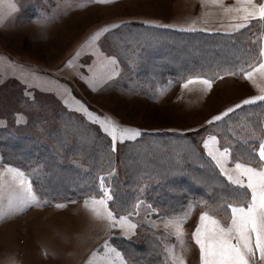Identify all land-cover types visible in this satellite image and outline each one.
<instances>
[{
    "label": "rangeland",
    "instance_id": "1",
    "mask_svg": "<svg viewBox=\"0 0 264 264\" xmlns=\"http://www.w3.org/2000/svg\"><path fill=\"white\" fill-rule=\"evenodd\" d=\"M129 1L3 0L0 8V15L4 17L0 23V129L28 135L45 146H53L51 141L58 132L66 131L78 120H83L111 145V137L101 130L100 125L87 118L88 113L81 110L82 105L87 106L94 116L109 117L121 127L139 129L142 135L135 140L117 142L114 159L106 166L104 185L110 187L113 197L112 179L127 180L122 152L128 144L145 134L193 136L205 155L203 141L213 135L217 137L221 150L225 147L230 150L229 168L237 160L246 163L236 156L232 139L223 138L215 128L218 121L214 124L206 121L243 99L264 94L261 91L264 89V76L257 74L255 82L245 79L240 72L236 75L222 74L218 79L217 76H200L212 80L210 88L199 81L185 87V81L192 77L180 81L170 79L160 87L144 83L138 76V62L133 60L132 67L125 68L111 39L121 26L134 23L120 22V19L137 14L136 7ZM10 2L15 3V10L8 8ZM114 24L121 26L91 41L96 31ZM134 38L130 36L131 40ZM262 38L264 30L257 32L253 39L257 50L255 59L259 58ZM199 56L201 53H191L192 59ZM108 57H115L117 64L114 68ZM162 65L160 63L156 67ZM196 76L199 75L193 77ZM228 124L231 136L242 142H256L255 148H258L257 137L264 133L256 131L247 122ZM87 139L81 136L79 143H86ZM157 148L161 149L159 142L153 141L138 155L143 163L148 159L147 165L144 163L146 167L151 164V154ZM169 149H177L176 143H171ZM184 149L189 148L184 146ZM63 161L85 165L83 161L72 158ZM176 161L179 163V158ZM159 162L161 166L172 164L170 157L159 159ZM6 165L9 164L0 161V169ZM152 185L153 182L147 180L135 187L136 201L142 203L138 214L129 217L137 227L127 235L122 229L106 231V221L96 218L85 207L86 198H99L100 195L47 203L32 187L40 204L17 209L0 220V264H85L93 252H104L102 245L105 240L123 254L127 264H133L114 244L113 237L139 243L146 237L142 232L144 227L153 230L161 241L162 264H172L165 252L169 246H174L175 252L183 255L186 264H200L199 248L192 233L201 212L208 211L221 224L230 220H223L215 206L195 204L183 222L181 243L171 228L164 227L165 218L171 216L147 199ZM111 203L109 201L108 206L114 212ZM6 208L7 200L0 202V209ZM130 212H133V207L124 214L114 213L119 216ZM97 264L101 262L98 260Z\"/></svg>",
    "mask_w": 264,
    "mask_h": 264
},
{
    "label": "trees",
    "instance_id": "2",
    "mask_svg": "<svg viewBox=\"0 0 264 264\" xmlns=\"http://www.w3.org/2000/svg\"><path fill=\"white\" fill-rule=\"evenodd\" d=\"M263 30L264 24L256 22L245 29L231 32L204 29L182 31L133 23L121 26L111 35V39L125 68L130 69L132 61L136 60L139 78L150 86L160 87L170 79L180 81L194 75L213 78L225 74V71L239 72L238 69L245 68L248 62L255 59L257 50L253 39L257 32ZM130 36L135 38L131 40ZM192 52L201 53V56L192 59ZM160 63L162 67H156ZM229 122L231 125L247 122L261 132L264 128V102L242 105L218 121L215 127L223 138L232 139L236 156L248 163V154L255 148L256 142L235 139L228 130ZM81 136L89 140L80 144ZM53 141V146H45L31 136L0 129V161L23 171L30 178L38 197L47 203L101 195L99 178L105 174L107 164L114 159L109 141L83 120H78L66 131L58 132ZM153 141L159 142L161 149L157 148L151 154V164L155 165L146 167L144 163L148 159L143 163L138 155L148 149ZM173 142L177 149L170 150ZM127 146L121 155L127 180L123 182L113 178L110 182L115 190L111 203L114 212L124 214L131 210L136 202L135 187L150 180L153 185L147 199L169 216L178 217L190 204L206 201L207 205L218 209L223 220H229L228 214L217 204L232 202L234 186L219 174L193 136L149 133ZM184 146L189 149L185 150ZM167 157H170L172 164L161 166L159 159ZM71 158L83 161L85 165L63 161ZM176 158H179V163ZM142 232L146 234L142 242L115 236L114 244L133 264H162L163 247L158 236L149 228L144 227Z\"/></svg>",
    "mask_w": 264,
    "mask_h": 264
},
{
    "label": "snow or ice",
    "instance_id": "3",
    "mask_svg": "<svg viewBox=\"0 0 264 264\" xmlns=\"http://www.w3.org/2000/svg\"><path fill=\"white\" fill-rule=\"evenodd\" d=\"M99 3H108L111 0H97ZM213 3L223 6V0H212ZM8 8L15 10V3H9ZM3 7V0H0V8ZM226 13H235L229 18L235 23L230 25L234 31L245 29L253 22L264 24V2L259 4L255 0H237L233 6H223ZM4 17L0 15V23H3ZM120 24L106 26L94 33L91 41L98 40L105 33L110 32L113 28H119ZM169 27V25H157ZM181 30L195 31V28ZM208 31V29H204ZM113 65L117 64L115 57L107 58ZM238 71L249 81L255 82L254 77L259 74L264 76V38L261 39L259 58L251 60L245 68ZM227 75H236V72H227ZM220 78L219 76L216 77ZM201 82L207 87H211L212 80L196 76L185 81V87L188 84ZM264 92V89H261ZM257 101L264 102V94L256 95L243 99L240 103L227 107L224 111L213 115L207 120V124H214L222 121L229 113L240 109L242 105H253ZM81 110L88 113L87 118L94 124L100 125L101 130L111 137V149L116 150L117 142L122 143L124 140H135L142 135L137 128L121 127L109 117L94 116L87 106L82 105ZM264 133V128L261 129ZM258 148H253L248 154L250 162L242 163L235 161L232 168L228 167L231 160L230 150L225 147L223 150L218 146L219 141L216 136L209 135L203 141V148L210 157L211 161L218 169L219 174L225 178L226 182L233 187L232 202L223 201L217 204V207L224 210L230 222L221 224L215 216L210 215L208 211H202L199 217V223L192 233V238L199 248L200 264H264V135L257 137ZM258 156V159L256 158ZM255 164V166H253ZM113 171H115L113 169ZM106 177L101 176L100 195L85 199V207L93 215L106 221L105 230L111 232L112 229H122L124 234L134 232L137 225L129 217L138 214L141 201L137 200L133 205V212L128 215H117L108 206L109 201H114L110 187L104 185ZM7 200V208L0 209V220L6 215L14 213L17 209L22 210L24 207L38 206L39 199L35 192L32 191L31 180L28 179L24 172L19 168L6 165L0 169V202ZM223 200V198H222ZM201 206L207 207L206 201H200ZM63 207V205H57ZM195 204H190L182 215L179 217L173 215L165 218L164 227L171 228L172 233L177 239L183 242V222L187 219L191 208ZM158 211V210H156ZM102 247L103 253L93 252L85 261V264H127L123 254L112 246L108 240H105ZM168 258L172 264H186L182 254H177L174 246L165 248Z\"/></svg>",
    "mask_w": 264,
    "mask_h": 264
},
{
    "label": "crops",
    "instance_id": "4",
    "mask_svg": "<svg viewBox=\"0 0 264 264\" xmlns=\"http://www.w3.org/2000/svg\"><path fill=\"white\" fill-rule=\"evenodd\" d=\"M136 15L120 19L121 23L134 22L145 25H169L176 29H208L209 31H234L235 23L223 6H233L237 0H223V6L212 0H130ZM264 0H255L259 4Z\"/></svg>",
    "mask_w": 264,
    "mask_h": 264
}]
</instances>
